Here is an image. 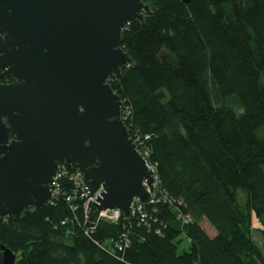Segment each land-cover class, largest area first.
<instances>
[{"label":"trees","instance_id":"16d2710c","mask_svg":"<svg viewBox=\"0 0 264 264\" xmlns=\"http://www.w3.org/2000/svg\"><path fill=\"white\" fill-rule=\"evenodd\" d=\"M143 1L151 12L122 36L133 62L109 83L156 170L150 226L123 213L99 219L94 202L86 219L84 200L74 213L62 194L0 216V264L2 245L16 264H264L253 237L264 241V0ZM72 188L62 180L67 195Z\"/></svg>","mask_w":264,"mask_h":264},{"label":"water","instance_id":"95a60500","mask_svg":"<svg viewBox=\"0 0 264 264\" xmlns=\"http://www.w3.org/2000/svg\"><path fill=\"white\" fill-rule=\"evenodd\" d=\"M188 2L189 0H184ZM151 12L143 0H0V216L21 217L52 199L59 162L77 167L94 206L130 216L149 203L156 170L121 118L110 75L133 59L127 24ZM3 264L17 254L1 246Z\"/></svg>","mask_w":264,"mask_h":264},{"label":"built area","instance_id":"2783aa9c","mask_svg":"<svg viewBox=\"0 0 264 264\" xmlns=\"http://www.w3.org/2000/svg\"><path fill=\"white\" fill-rule=\"evenodd\" d=\"M129 115H130L129 108L123 104L121 118L124 121V123L128 119ZM71 166L73 167V169H70ZM64 179L69 180L73 184L72 193L69 195H67L66 191L62 190V180ZM157 189H158V181L156 180L155 191L152 195V200L147 204L156 203L161 200V198L157 195ZM51 191H52V199L50 200L49 203H54L55 200L58 199L62 194L66 195L67 201L71 202L70 207L74 213L77 211L79 207L77 204V200L79 198L81 200H84L86 219H88L90 213L89 205L91 202H94L96 200V197L101 193L102 188H99L95 193H91L89 191V188L85 184L84 176L82 172L77 167L63 161V162H59L58 171L54 177L53 183L51 184ZM147 204L140 202L136 198L132 203L129 217H134L140 223L150 226V221H149L150 214L146 209ZM122 213H123L122 211L115 209L99 210V219H105L112 222H117L120 219ZM180 217L184 221L191 220L189 216L180 215ZM88 228L89 229L86 230V233L89 235L90 234L89 231L95 230L96 224H93ZM129 243L130 241L128 236L123 235V237L120 239V242L117 243V246L119 249L122 250L124 247H128Z\"/></svg>","mask_w":264,"mask_h":264},{"label":"rangeland","instance_id":"374dc122","mask_svg":"<svg viewBox=\"0 0 264 264\" xmlns=\"http://www.w3.org/2000/svg\"><path fill=\"white\" fill-rule=\"evenodd\" d=\"M254 226L257 227L258 226V220L257 218L254 216ZM206 229L211 233L214 234V230L210 227V225L208 223H205ZM253 237H254V241L257 243L258 247L260 248V250L263 252L264 254V241H263V236L261 235V233L257 230H253ZM188 247V242L187 240L184 238V242L182 244L181 248H185Z\"/></svg>","mask_w":264,"mask_h":264},{"label":"flooded vegetation","instance_id":"af4514ba","mask_svg":"<svg viewBox=\"0 0 264 264\" xmlns=\"http://www.w3.org/2000/svg\"><path fill=\"white\" fill-rule=\"evenodd\" d=\"M0 82L3 84H12L17 82L15 76H13L12 74H4L2 76H0ZM63 162V161H60Z\"/></svg>","mask_w":264,"mask_h":264},{"label":"bare ground","instance_id":"6f19581e","mask_svg":"<svg viewBox=\"0 0 264 264\" xmlns=\"http://www.w3.org/2000/svg\"><path fill=\"white\" fill-rule=\"evenodd\" d=\"M103 190V189H102Z\"/></svg>","mask_w":264,"mask_h":264}]
</instances>
